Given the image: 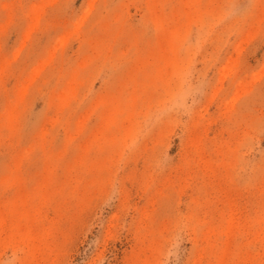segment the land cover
Listing matches in <instances>:
<instances>
[{"label":"rangeland","instance_id":"obj_1","mask_svg":"<svg viewBox=\"0 0 264 264\" xmlns=\"http://www.w3.org/2000/svg\"><path fill=\"white\" fill-rule=\"evenodd\" d=\"M0 264H264V0H0Z\"/></svg>","mask_w":264,"mask_h":264}]
</instances>
